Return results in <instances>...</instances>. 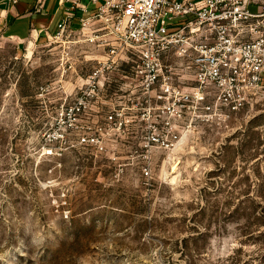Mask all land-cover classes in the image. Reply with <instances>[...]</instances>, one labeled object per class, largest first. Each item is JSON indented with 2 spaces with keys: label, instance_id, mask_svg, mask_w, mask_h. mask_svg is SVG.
I'll use <instances>...</instances> for the list:
<instances>
[{
  "label": "rangeland",
  "instance_id": "1",
  "mask_svg": "<svg viewBox=\"0 0 264 264\" xmlns=\"http://www.w3.org/2000/svg\"><path fill=\"white\" fill-rule=\"evenodd\" d=\"M103 52L0 38V264H264V88L146 151L165 134L157 111L142 101L122 126L106 120L125 61L71 112Z\"/></svg>",
  "mask_w": 264,
  "mask_h": 264
},
{
  "label": "built area",
  "instance_id": "2",
  "mask_svg": "<svg viewBox=\"0 0 264 264\" xmlns=\"http://www.w3.org/2000/svg\"><path fill=\"white\" fill-rule=\"evenodd\" d=\"M258 1L88 0L92 9L80 7L78 28L69 14L51 36L104 49L71 112L76 116L88 107L98 84L103 88L110 83L122 61L130 66L124 75L129 87L106 120L122 126L133 117L126 110L137 109L142 101L148 112L157 111L165 134L147 137L146 151L174 146L177 126L188 119L242 109L264 88V0L257 12L249 8ZM82 139L104 149L96 135ZM149 174L145 166L143 175Z\"/></svg>",
  "mask_w": 264,
  "mask_h": 264
},
{
  "label": "crops",
  "instance_id": "3",
  "mask_svg": "<svg viewBox=\"0 0 264 264\" xmlns=\"http://www.w3.org/2000/svg\"><path fill=\"white\" fill-rule=\"evenodd\" d=\"M261 1L252 3L250 10L257 12ZM84 6L92 9L88 0H0V38L17 43L50 38L57 24L69 14L74 16L72 26L78 28V19L83 15L80 7Z\"/></svg>",
  "mask_w": 264,
  "mask_h": 264
}]
</instances>
